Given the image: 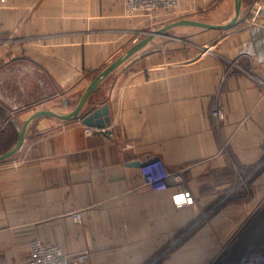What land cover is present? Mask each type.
Wrapping results in <instances>:
<instances>
[{"label":"crops","instance_id":"0c3cea01","mask_svg":"<svg viewBox=\"0 0 264 264\" xmlns=\"http://www.w3.org/2000/svg\"><path fill=\"white\" fill-rule=\"evenodd\" d=\"M234 6L181 0L174 12L129 17L122 0H0V136L19 135L38 111L72 112L91 77L150 34L182 19L227 24ZM103 106L110 124L87 132L84 118ZM215 106L225 111L219 124ZM147 157L180 172L183 185L145 186ZM186 192L194 202L177 209ZM257 214L264 0H242L230 30L180 26L155 36L78 119L39 118L0 162V264H28L32 240L86 252L83 264H211L234 241L238 264L241 233Z\"/></svg>","mask_w":264,"mask_h":264},{"label":"built area","instance_id":"2783aa9c","mask_svg":"<svg viewBox=\"0 0 264 264\" xmlns=\"http://www.w3.org/2000/svg\"><path fill=\"white\" fill-rule=\"evenodd\" d=\"M125 14L133 17L137 14L150 15L162 10L174 12L180 8L181 0H122ZM213 119L217 124L225 119V111L219 106H215L212 112ZM94 128L88 127L87 132ZM105 132L104 129H94ZM141 175L144 185L154 192H165L170 187L183 185V177L180 172H171L166 167L163 160L154 157H147L141 165ZM194 202L192 194L186 192L183 198L177 202V209L190 206ZM75 221H80V216L74 214ZM30 260L28 264H83L88 259L86 252L77 256L65 254L59 247L46 245L39 240H32L29 244ZM246 264H264V240L262 241L259 253L250 256Z\"/></svg>","mask_w":264,"mask_h":264},{"label":"water","instance_id":"95a60500","mask_svg":"<svg viewBox=\"0 0 264 264\" xmlns=\"http://www.w3.org/2000/svg\"><path fill=\"white\" fill-rule=\"evenodd\" d=\"M242 10V0H235L234 12L231 20L227 24H209L204 23L197 20H187L182 19L176 22H173L167 25L165 28L150 34L145 39L141 40L129 50H127L123 55L110 63L104 70H102L88 85L86 90L83 92L80 101L76 108L68 113V114H60L51 110H41L32 114L20 128L18 127V140L16 145L6 153L0 155V162L6 161L13 157L21 148L26 132L34 121L38 120L42 117H54L63 121H74L78 119L83 112L84 106L90 96L99 88V86L120 66H122L126 61H128L131 57H133L136 53H138L141 49H143L149 42L153 40V38L157 35H163L168 30L180 27V26H189L200 28L204 30H230L232 29L238 22L240 14ZM84 124L88 127H96V128H105L110 124V116L107 106H103L101 109L94 111L84 118ZM142 165V164H141Z\"/></svg>","mask_w":264,"mask_h":264},{"label":"trees","instance_id":"16d2710c","mask_svg":"<svg viewBox=\"0 0 264 264\" xmlns=\"http://www.w3.org/2000/svg\"><path fill=\"white\" fill-rule=\"evenodd\" d=\"M96 75L97 74H94L91 77L90 81H92L96 77ZM17 140L18 135H15L10 132L0 136V155L11 150L16 145ZM263 240L264 217L260 214H257L241 233V241L239 242V248H242L245 252L247 251L245 256H254L259 253Z\"/></svg>","mask_w":264,"mask_h":264},{"label":"rangeland","instance_id":"374dc122","mask_svg":"<svg viewBox=\"0 0 264 264\" xmlns=\"http://www.w3.org/2000/svg\"><path fill=\"white\" fill-rule=\"evenodd\" d=\"M171 10H162L159 12H170ZM68 111L70 110H65L64 112H59L60 114H68ZM186 240V239H183ZM182 240V241H183ZM181 241V242H182ZM237 242H230L227 246L226 249H223L221 251V253L219 254L218 257L215 258L214 262H211V264H234V256L232 254L233 249H235ZM249 258H251L250 256H244L241 260V262L239 264H246V262H248Z\"/></svg>","mask_w":264,"mask_h":264}]
</instances>
